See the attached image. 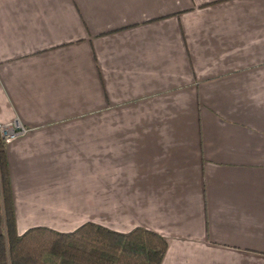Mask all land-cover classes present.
<instances>
[{
  "label": "crops",
  "instance_id": "crops-1",
  "mask_svg": "<svg viewBox=\"0 0 264 264\" xmlns=\"http://www.w3.org/2000/svg\"><path fill=\"white\" fill-rule=\"evenodd\" d=\"M13 121L20 234L143 227L161 264H264V0H0Z\"/></svg>",
  "mask_w": 264,
  "mask_h": 264
},
{
  "label": "trees",
  "instance_id": "trees-1",
  "mask_svg": "<svg viewBox=\"0 0 264 264\" xmlns=\"http://www.w3.org/2000/svg\"><path fill=\"white\" fill-rule=\"evenodd\" d=\"M7 143L0 136V264H161L168 243L137 227L127 233L86 222L69 232L36 226L20 234Z\"/></svg>",
  "mask_w": 264,
  "mask_h": 264
},
{
  "label": "built area",
  "instance_id": "built-area-1",
  "mask_svg": "<svg viewBox=\"0 0 264 264\" xmlns=\"http://www.w3.org/2000/svg\"><path fill=\"white\" fill-rule=\"evenodd\" d=\"M27 129L20 122H0V136L6 141L10 142L13 139L26 134Z\"/></svg>",
  "mask_w": 264,
  "mask_h": 264
},
{
  "label": "rangeland",
  "instance_id": "rangeland-1",
  "mask_svg": "<svg viewBox=\"0 0 264 264\" xmlns=\"http://www.w3.org/2000/svg\"><path fill=\"white\" fill-rule=\"evenodd\" d=\"M218 1H224V0H218ZM214 2H215V1H214ZM214 2H211V3H214ZM209 4H210V3H205V4H202V5H200V6L202 7V6L209 5ZM192 8H193V7H190V9H185V10H186V11H187V10H191ZM185 10H184V11H185Z\"/></svg>",
  "mask_w": 264,
  "mask_h": 264
}]
</instances>
